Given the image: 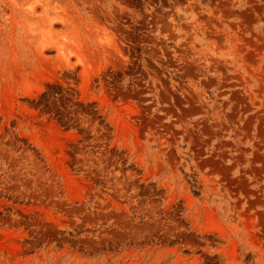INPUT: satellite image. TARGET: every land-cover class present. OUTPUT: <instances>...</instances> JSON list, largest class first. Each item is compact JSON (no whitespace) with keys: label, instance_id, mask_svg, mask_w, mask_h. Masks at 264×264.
<instances>
[{"label":"rangeland","instance_id":"374dc122","mask_svg":"<svg viewBox=\"0 0 264 264\" xmlns=\"http://www.w3.org/2000/svg\"><path fill=\"white\" fill-rule=\"evenodd\" d=\"M0 264H264V0H0Z\"/></svg>","mask_w":264,"mask_h":264}]
</instances>
